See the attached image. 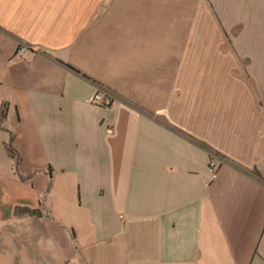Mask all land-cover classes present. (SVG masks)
Instances as JSON below:
<instances>
[{
  "label": "crops",
  "instance_id": "0c3cea01",
  "mask_svg": "<svg viewBox=\"0 0 264 264\" xmlns=\"http://www.w3.org/2000/svg\"><path fill=\"white\" fill-rule=\"evenodd\" d=\"M1 148L0 264H264V0H0Z\"/></svg>",
  "mask_w": 264,
  "mask_h": 264
},
{
  "label": "rangeland",
  "instance_id": "374dc122",
  "mask_svg": "<svg viewBox=\"0 0 264 264\" xmlns=\"http://www.w3.org/2000/svg\"><path fill=\"white\" fill-rule=\"evenodd\" d=\"M4 149H0V174H3V178L2 180H0V190H7L8 193L7 195L9 196V201L11 202L12 199H16V200H20L21 198H23V195L21 193H19V190L15 187L10 188L9 184H10V180L12 181V179H10L9 176L11 175V171H10V163L8 162L7 158L4 155ZM7 213V209L4 208V212H2V214Z\"/></svg>",
  "mask_w": 264,
  "mask_h": 264
},
{
  "label": "built area",
  "instance_id": "2783aa9c",
  "mask_svg": "<svg viewBox=\"0 0 264 264\" xmlns=\"http://www.w3.org/2000/svg\"><path fill=\"white\" fill-rule=\"evenodd\" d=\"M91 104L95 107H110L113 105V99L106 95L105 92L101 91H97L92 99H91ZM209 167L211 170V175H212V180H216L218 178V172H220V167H219V163L216 159V157H212L210 159L209 162Z\"/></svg>",
  "mask_w": 264,
  "mask_h": 264
},
{
  "label": "trees",
  "instance_id": "16d2710c",
  "mask_svg": "<svg viewBox=\"0 0 264 264\" xmlns=\"http://www.w3.org/2000/svg\"><path fill=\"white\" fill-rule=\"evenodd\" d=\"M4 118H6L5 110L2 112L1 120ZM8 149H9L10 155L14 156L15 150L13 149L11 143L8 145ZM15 215H17V216L28 215L31 217H34V216L41 217V211H40V209H31V208L24 207V206H18V207H16Z\"/></svg>",
  "mask_w": 264,
  "mask_h": 264
}]
</instances>
